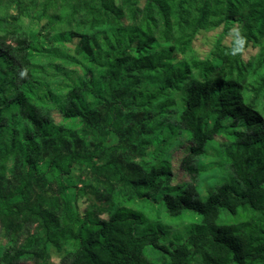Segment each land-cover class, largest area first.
Listing matches in <instances>:
<instances>
[{
    "label": "trees",
    "instance_id": "1",
    "mask_svg": "<svg viewBox=\"0 0 264 264\" xmlns=\"http://www.w3.org/2000/svg\"><path fill=\"white\" fill-rule=\"evenodd\" d=\"M231 24L229 46L195 55L196 34ZM42 63L80 75L61 88ZM175 136L190 181L172 186ZM210 144L229 182L192 199ZM159 191L168 216L198 219L168 248L121 207ZM0 230V264H54L48 247L59 264H264V0H0Z\"/></svg>",
    "mask_w": 264,
    "mask_h": 264
},
{
    "label": "rangeland",
    "instance_id": "2",
    "mask_svg": "<svg viewBox=\"0 0 264 264\" xmlns=\"http://www.w3.org/2000/svg\"><path fill=\"white\" fill-rule=\"evenodd\" d=\"M139 5L143 4L144 0H138ZM39 25L28 24L26 20H23V30H37ZM235 25L218 27L209 32H199L195 35L192 42V49L195 55L204 59L208 57L210 50H212L215 44L229 46L234 38ZM10 43V41H7ZM67 51L72 49L71 43H64ZM256 48H247L243 53V59L247 60L256 53ZM54 63H58L57 60ZM42 68V77L47 83H57L59 87L63 88L66 85L75 81L76 77L80 75V69L76 66H67L66 69L57 72L54 68L46 66L44 63ZM51 118L55 123H62V119L56 110L50 112ZM215 141L223 142L224 136H216ZM172 148L170 149L169 165L171 169V185H182L190 181L188 175L180 168V159L186 154L189 143L184 136H175L170 141ZM213 144L207 146L206 152L203 156L196 159L195 163L199 167V173L194 183L195 196L192 199L204 200V198L212 192L217 186L229 182L227 171L223 167L222 160L216 155V151L213 148ZM153 148L150 147L143 156V161H148L150 164L156 166L159 162V156L153 153ZM90 178V175H88ZM73 178L76 181L77 188L82 186L81 182H77L78 179L88 182L87 174L85 170L74 171ZM88 191V190H86ZM162 191L151 194L149 198L144 200H131L122 203L121 207L125 210L132 212L136 217L137 232H155L158 236L159 247L168 248L170 244H178L183 242L185 237L193 231V227L197 224V216L191 212H182L180 215L171 217L168 216L161 203ZM175 193H178L175 192ZM174 194V192H172ZM88 200L85 196L77 198L76 207L79 212H83ZM101 218L106 219L107 215L103 214ZM220 218L227 221H233L232 217L221 214ZM6 239L2 236L0 230V245H4ZM50 261L54 264H59L62 253L56 252L52 247H48ZM144 255L152 262L160 263L167 262L166 256L159 249H152L146 247L144 249ZM22 264H31V262H23Z\"/></svg>",
    "mask_w": 264,
    "mask_h": 264
}]
</instances>
